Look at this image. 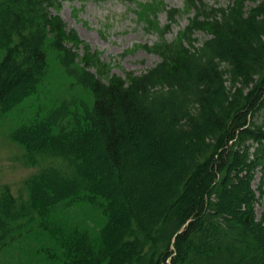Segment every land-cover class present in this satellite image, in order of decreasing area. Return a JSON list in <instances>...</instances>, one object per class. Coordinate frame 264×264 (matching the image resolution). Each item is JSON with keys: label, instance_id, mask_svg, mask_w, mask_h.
I'll return each mask as SVG.
<instances>
[{"label": "trees", "instance_id": "obj_1", "mask_svg": "<svg viewBox=\"0 0 264 264\" xmlns=\"http://www.w3.org/2000/svg\"><path fill=\"white\" fill-rule=\"evenodd\" d=\"M62 5L0 0V116L35 168L0 186V264H264V0H186L124 75Z\"/></svg>", "mask_w": 264, "mask_h": 264}, {"label": "rangeland", "instance_id": "obj_2", "mask_svg": "<svg viewBox=\"0 0 264 264\" xmlns=\"http://www.w3.org/2000/svg\"><path fill=\"white\" fill-rule=\"evenodd\" d=\"M164 1L168 9L177 7L182 10L173 23L167 9L159 11L153 27H148L145 22L147 11L137 8L133 0H62L61 15L68 28L76 29L113 72L121 75L126 71L141 73L160 59L156 53L148 51L146 45L152 46L162 39L163 25L171 23L164 37L172 40L189 22L190 13L184 9L186 0ZM205 1L226 6L232 0ZM195 36L203 39L207 35L199 30ZM22 155L19 146L11 140L8 119L0 116V186H10L15 194H19L24 180L35 171L34 167L23 162ZM259 179L260 174L253 186L260 194L257 203L260 217L264 212V192L258 189Z\"/></svg>", "mask_w": 264, "mask_h": 264}]
</instances>
